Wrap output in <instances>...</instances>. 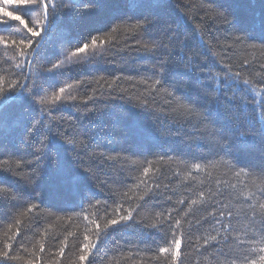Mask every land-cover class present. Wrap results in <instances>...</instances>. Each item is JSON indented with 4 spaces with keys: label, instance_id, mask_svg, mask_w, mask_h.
Here are the masks:
<instances>
[{
    "label": "trees",
    "instance_id": "trees-1",
    "mask_svg": "<svg viewBox=\"0 0 264 264\" xmlns=\"http://www.w3.org/2000/svg\"><path fill=\"white\" fill-rule=\"evenodd\" d=\"M57 3V15L52 17L42 45L43 58L49 62L46 67L64 59V54L70 56L75 50L73 45L85 35L106 30L112 20L130 11L112 0L103 9H87L71 24L73 13L59 0ZM131 14L156 18L149 36L133 31L130 25L134 21L118 23L103 61H73L61 73L44 77L46 96L62 97L58 106H44L41 118L46 130L57 134L68 129L71 135L65 134L63 139L74 141L69 145L53 135L49 147L57 153L60 165L80 176L78 193L72 194L59 184L55 166L47 165V161L41 164L48 166L47 179H33L34 166L30 163L17 167L18 160H34L37 149L47 152V142L41 144L39 134L33 138L24 135V126L37 115L36 105L14 102L6 108L7 122L0 135V168H11L12 173L0 175L7 176L13 187L0 194V249L14 235V228L20 231L10 252L15 258L0 259V264H29L33 259L35 264H230L232 257L247 255L258 260L261 255L253 251L259 245L240 241L260 235V225L248 219L249 202L257 205V220L264 216L258 207L264 203V0H160L158 8L131 10ZM232 23L241 32L231 29ZM61 27L69 29L66 46L57 44L56 33ZM19 28L18 24L12 29L5 27L0 35L7 37ZM246 33H251L252 40L235 41L236 36ZM13 38L19 39L20 34ZM138 40L149 45L155 40L158 47L153 53L137 52ZM14 55L10 48L0 45V87L5 89L9 80L17 78L12 75L17 62ZM41 68L34 62L27 71L38 74ZM116 76L121 79L116 81L119 88L113 91L116 86L109 85ZM156 79L160 85L154 84ZM61 87L65 88L63 94L59 92ZM153 88L160 92L153 93L152 110L134 107L140 103L136 97L151 100L149 92ZM169 92L173 97L168 96ZM17 93L24 95L20 89ZM67 96H75L76 100H64ZM166 99L174 103L168 106ZM181 104L193 105L196 111L189 113L179 107ZM233 105L238 106L236 114L243 120L238 127L225 119ZM160 108L168 109V115H162ZM207 114L211 122L205 119ZM221 127L223 139L218 131ZM109 156L116 159L108 160ZM77 157L82 159L77 161ZM77 162L83 168L91 167L95 178L88 179L75 166ZM146 167L150 172L144 179L149 186L160 184L159 200L169 196L171 200L136 209L134 221L128 226L101 232L89 259L80 261L84 236L90 235L95 242L88 232L92 228L88 220L103 224L105 207L109 212L120 203L125 209L135 207L143 185L140 189L133 185ZM237 172L241 174L237 176ZM129 188L133 190L129 192ZM210 191L215 195L210 197ZM126 192L127 197L123 195ZM201 192L204 196L199 198ZM37 194L41 201L36 199ZM198 198L200 202L185 217L191 223L182 221L181 255L174 260L159 251L171 244L172 236L169 232L167 241L162 239L168 231L167 222L158 213L172 207L188 211L185 205ZM97 199L101 204L92 207ZM181 199L185 205H177ZM33 203L40 204V208L29 212ZM228 210L235 217L236 229L230 235L209 215L215 212L219 217L221 211ZM85 216L88 220L83 219ZM217 230L219 243L207 250L201 247L203 238L217 235ZM61 248L63 256L59 255Z\"/></svg>",
    "mask_w": 264,
    "mask_h": 264
},
{
    "label": "snow or ice",
    "instance_id": "snow-or-ice-1",
    "mask_svg": "<svg viewBox=\"0 0 264 264\" xmlns=\"http://www.w3.org/2000/svg\"><path fill=\"white\" fill-rule=\"evenodd\" d=\"M112 0H95V3L91 2V0H59V4L64 7H68L69 10L73 13L70 17L71 24H75L76 21L81 17V15L90 8H101L106 7ZM120 6L125 9L130 10L125 15L119 16L112 20L106 30L96 31L94 33H89L85 35L79 42L74 44V51H72L71 55L64 54V59H59V62H51V67H46L44 65L49 64L47 59L43 58V49L42 45L45 43V36L48 32L51 19L54 15H57L58 11V3L57 0H0V29L8 27L12 29L15 25H19L20 28L17 32H11L9 36L5 37L4 35H0V45H3L6 49L10 48L12 52L15 54L13 59H16L17 62L14 64L12 69V75L16 76L15 80L8 81V87L5 89L4 87H0V135L3 134L5 130V124L7 122L6 116V108L14 103V102H31L32 104L37 106V115L33 116L27 125H25V138H33L38 134L42 137L39 141L41 144L47 142L46 146L48 151L42 152L40 149H37L34 154L35 159L32 161H17V167H21L23 163H30L33 167V173L35 178L47 179L49 175L48 166L41 167V164L44 161H47V165L50 163L55 166V174L59 181V184L69 190L72 194H76L80 191L81 178L78 175L72 174L67 168L60 165L57 153L54 152L50 147V141L53 135H55L60 141L63 143H67L72 145L74 141L72 139H67L66 141L63 139L65 134L71 135L68 129H65L64 133L53 134L47 131V125L41 118V115L44 110V106L53 105L58 106V102L62 100L61 95L53 94L50 98L46 96L48 88L45 87V74L47 73H61L66 66L75 61L78 63H88V64H96L103 61L104 57L109 53L110 48L106 47V45H110L111 43V33H115L117 31V27L114 25H118V23L123 24L128 21H134L133 24L130 25L133 31H139L141 36H149L152 30V25L155 23V17L151 14H145L143 16H134L131 14V10H138L141 8H158L160 6V0H115ZM11 8L12 10H8ZM221 15H223L221 13ZM227 23V21H225ZM231 29L235 31L241 32L235 25L231 24ZM2 33V32H0ZM20 34V38H13ZM244 33V32H243ZM69 34V29L65 27H61L57 30V44L66 46V37ZM251 33H246V35H240L235 37V41L237 43H242L245 40H252L250 38ZM107 37V39H106ZM140 47L136 48L137 52H145V53H153L155 49L158 47V44L155 40H152L151 45L148 42L140 43ZM40 63L42 65L41 70L38 74L31 73L27 71L29 65L33 63ZM109 63H116L115 61H109ZM261 67H264L262 65ZM161 70L163 71V66H161ZM201 71H204L201 69ZM211 71V70H209ZM237 76L240 75V72L237 71L235 73ZM62 75L61 77L65 76ZM2 79V78H0ZM103 79V77H101ZM121 79L120 76H116L115 80L111 82L109 87L111 88L113 85L116 87L113 88V91L119 86L116 84V81ZM141 83H146L147 81L141 80ZM244 83H248L247 80ZM155 85H160L161 81L156 79L154 81ZM50 87H55V85H49ZM69 88L72 87L71 84L68 85ZM20 89L23 91L24 95L21 96L17 93V90ZM120 91H126L124 89H120ZM166 91V90H165ZM59 92L63 94L65 92V88H59ZM159 88H153L152 91L149 92V96H152V99L143 98L140 99L136 97V99L140 100V103L134 105V107H138L143 109L145 112L151 111V105L155 102V96L153 93L159 94ZM111 95V93H110ZM173 93L169 92L168 96L173 97ZM117 98V97H113ZM122 98V97H120ZM89 99H93L89 97ZM64 100H76L75 96H67L64 97ZM164 103L168 106H171L174 103L173 99H166ZM179 107L184 108L187 112L193 113L196 111L193 105H184L181 104ZM78 110V109H77ZM176 109L172 108L171 111H175ZM238 110L237 105L232 106V111L230 114L225 116L226 120H230L234 127L240 126L243 123V120L236 114ZM158 111L167 116L169 110L166 108H160ZM48 115H51V110H49ZM205 119L211 122L210 116L207 114ZM221 138H225L224 129L221 127L218 129ZM231 140V134L228 137ZM83 143V141L81 142ZM2 147V145H0ZM229 151H232L230 144L227 146ZM82 159V157H77V161ZM108 160H114L116 157H107ZM6 163V161L4 162ZM76 167L80 168L84 175L88 177V179L93 180L95 178V174L92 171L91 167L83 168L77 162L75 164ZM197 169L200 168V165H195ZM12 173L11 168H0V173ZM150 168L146 167L143 169L142 176L137 177L138 183L133 185V188L140 189L143 185L142 194L137 195L138 203L135 207L130 209H125L124 204L120 203L116 207L112 209L111 212L108 211V208L105 207V219L103 224L98 222L97 220H88V217L85 216L83 219L88 220L89 224L92 225V228L88 230L91 236L95 237V242L90 238V235L86 234L84 236L83 249L84 254L80 255V261H87L89 259V254L92 250L97 247V244L100 242L101 232L107 233L108 229H115L119 226H128L129 222L134 221L133 213L136 212V209L143 210V207L148 204H157V203H167V201L171 200V197H167L164 201L159 200V188L160 184L156 183L154 188L150 187L147 180L144 178L149 177ZM243 172V169H241ZM241 172H237L236 175L239 176ZM43 173V175H41ZM19 175V173H16ZM7 176L0 175V194L8 191L12 184L8 183ZM102 183H106L102 182ZM7 185V188L2 187V185ZM133 189L129 188V192ZM59 194V192H56ZM125 197L128 196V193L123 194ZM215 193L209 192V196H214ZM264 195V194H262ZM204 193L201 192L199 194V198H202ZM191 199V203L185 205V201L183 199L178 200L177 205H185L188 211H184L180 207H172L166 208L163 212L158 213V215L166 218L167 222V230L164 232L162 239L167 241L169 232L171 233L172 240L171 244L167 247H161L159 251L161 253H166L170 258L177 260L181 255V247L184 238V233L181 231L182 229V221L185 223H191L190 221L185 220V217L188 216L189 212L192 210V206L197 205L200 202V199ZM36 199L41 201L40 195L37 194ZM254 199V197H253ZM142 202V203H141ZM42 203V202H41ZM107 205V201L103 202ZM216 203H220V201H216ZM101 201L97 199L95 204L91 205L92 207H96L100 205ZM259 209L262 213H264V203L258 204ZM40 208V204L33 203L32 207L28 209L31 212L33 209ZM250 213L248 214V219L251 223L260 225V235L259 238L253 236L250 241L241 240V244L250 243L257 244L258 247L254 248V252H259L258 260L250 259L247 255L244 257H232L230 258V264H264V216L260 217L257 220V205L249 202ZM139 213H137L138 215ZM175 214V215H174ZM210 216L215 218V223L219 224L220 228L223 229L224 233L231 234L232 231H235V226L233 224V217L231 210L221 211L220 216L217 217L215 212H210ZM19 228H14V235L8 238L7 243H5L4 247L0 249V259L4 260H12L15 258L14 254L10 255V252L13 247V243L16 242V235L19 234ZM220 235L219 230H217V235H209L206 238H203V244L201 247H204L205 250L207 248L213 246L214 244L219 243L217 237ZM189 244L191 246V235L188 236ZM40 251H43V245L40 247ZM60 256L64 255L63 248L60 249ZM29 264H35V259L30 260Z\"/></svg>",
    "mask_w": 264,
    "mask_h": 264
}]
</instances>
